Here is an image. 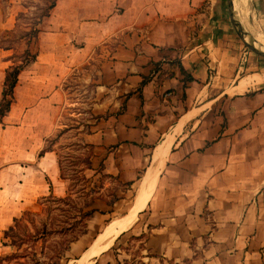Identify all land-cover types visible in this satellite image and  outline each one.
Instances as JSON below:
<instances>
[{
	"label": "crops",
	"instance_id": "obj_1",
	"mask_svg": "<svg viewBox=\"0 0 264 264\" xmlns=\"http://www.w3.org/2000/svg\"><path fill=\"white\" fill-rule=\"evenodd\" d=\"M233 11L241 25L238 0ZM12 24L0 17V30ZM117 34L111 80L96 84L105 88L92 107L100 116L85 140L105 150L106 173L141 181L129 210L109 218L76 260L105 245L103 235L134 213L154 176L141 209L153 222L151 252L264 264V57L236 46L217 0H56L0 122V255L16 217L41 195L65 193L56 151L44 145L64 101L61 82ZM11 52L0 46V98ZM100 210L90 220H101Z\"/></svg>",
	"mask_w": 264,
	"mask_h": 264
},
{
	"label": "rangeland",
	"instance_id": "obj_2",
	"mask_svg": "<svg viewBox=\"0 0 264 264\" xmlns=\"http://www.w3.org/2000/svg\"><path fill=\"white\" fill-rule=\"evenodd\" d=\"M217 1L219 13L222 18L225 17L236 46L258 55L236 33L228 15L226 0ZM44 2L45 0H0V17L14 23L10 31L0 30V46L12 45V63H18L22 58L26 42L25 37L20 40L19 36L27 29L30 17ZM20 11L25 14L19 15ZM235 16L243 30V25H240L237 15ZM242 18L247 29L263 31L264 36V0H244ZM120 36L114 35L106 44L97 46L90 57L62 80L64 101L60 105L54 134L44 145L55 149L57 157H60V175L62 172L65 193L50 192L39 196L36 207L25 210L14 219L11 228L5 232V241L10 246L7 253L0 255V264H77L81 248L94 239L105 222L124 214L133 204L141 179L128 184L119 175L106 173L102 162L105 150L99 152L98 148L85 140V135L91 131V123H94L96 116H100L94 114L92 107L105 88H96V84L111 80V54ZM250 39L253 41L251 37ZM262 40L264 41V37ZM30 46L32 50L35 49L34 43ZM103 69L105 72H100ZM88 143L91 148L87 146ZM140 172L142 176L144 169ZM65 195V200L59 197ZM95 201L101 206L98 203L95 206ZM81 205H84V210L102 209L100 211L105 214L99 221L90 220L89 217L84 221L78 213ZM147 211L148 206L139 211L135 222L121 232L108 249L84 264H194L195 253L177 261L151 252L146 247L145 240L153 225V222H148ZM44 222L47 231L43 230ZM89 223L91 226L88 228ZM73 238H81L80 243L72 245ZM190 246L193 248V243ZM5 255H8L7 258L1 259Z\"/></svg>",
	"mask_w": 264,
	"mask_h": 264
},
{
	"label": "trees",
	"instance_id": "obj_3",
	"mask_svg": "<svg viewBox=\"0 0 264 264\" xmlns=\"http://www.w3.org/2000/svg\"><path fill=\"white\" fill-rule=\"evenodd\" d=\"M56 0H45L44 5L40 6L38 10L35 12V14L30 17V20H28V26L27 29L23 31V33L19 36L20 38L25 37L26 46L22 52V58H20L18 63H12L5 69V76H4V82L3 87L1 91V98H0V122H2V117L8 112L11 106V102L13 101L14 95V86L16 85V82L18 80V74L20 70L28 63L36 59L37 55V49H31L30 44L35 43L38 33L40 31V24L44 20L46 16L50 14L51 9L55 5ZM25 13L23 11L19 12V15L23 16ZM191 78V76H189ZM88 147L91 148V144H87ZM41 153V152H40ZM58 163L60 166V170L62 168L60 157L58 156ZM88 166L89 162H88ZM61 176L63 177V173L61 172ZM128 184H131V181L127 182ZM66 196H59L62 200L66 199ZM84 205L79 206L78 213L79 216L82 218V220L85 221L86 218H88L92 212L95 210L94 208L89 209H83ZM43 230H46V223H43ZM11 228V226L9 227ZM6 230L4 231V233ZM73 238L72 240H74ZM8 255L1 256V259H6Z\"/></svg>",
	"mask_w": 264,
	"mask_h": 264
},
{
	"label": "bare ground",
	"instance_id": "obj_4",
	"mask_svg": "<svg viewBox=\"0 0 264 264\" xmlns=\"http://www.w3.org/2000/svg\"><path fill=\"white\" fill-rule=\"evenodd\" d=\"M247 2V1H246ZM249 4V3H248ZM243 5H244V0H238V6L240 9V14H241V23L243 25V30L240 28L238 21L236 19V16L233 11V0H232V13H233V20L236 24V30L242 35L245 45L247 47H256V48H261L264 49V41L262 40L263 36V31L260 32L258 30H252V29H247L244 24H243V18H242V10H243ZM248 13V12H247ZM261 30V29H260ZM250 37L253 39V41L250 39ZM155 174V172H154ZM153 181H154V176H152L151 180L147 181L146 183V194L145 196L138 202L136 209H134V213L131 214V216L128 217L127 220H124L122 223L117 224L116 226H112L110 230L103 235L101 240H105V245L100 247V248H93L90 252L86 253V255L83 257V259L77 261V264H82L83 261L89 257H93L97 255L99 252L105 250L107 246H110L114 239L119 235L120 231L123 229L128 228L131 226L135 220H136V213L140 211L143 208V205L147 202L148 196L150 194V191L153 187ZM119 223V222H118ZM101 245V244H100Z\"/></svg>",
	"mask_w": 264,
	"mask_h": 264
},
{
	"label": "water",
	"instance_id": "obj_5",
	"mask_svg": "<svg viewBox=\"0 0 264 264\" xmlns=\"http://www.w3.org/2000/svg\"><path fill=\"white\" fill-rule=\"evenodd\" d=\"M226 5H227V11H228V15H229V18H230V21L236 31V33L238 34V36L241 38V40L244 42L245 44V41L242 37V35L236 30V24L233 20V13H232V0H226ZM250 48L252 51H254L256 54L264 57V49H261V48H256V47H248Z\"/></svg>",
	"mask_w": 264,
	"mask_h": 264
}]
</instances>
